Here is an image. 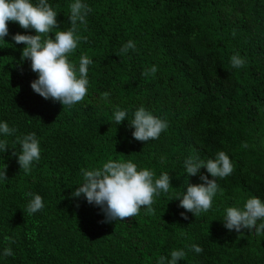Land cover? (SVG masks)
I'll return each mask as SVG.
<instances>
[{"label": "trees", "instance_id": "16d2710c", "mask_svg": "<svg viewBox=\"0 0 264 264\" xmlns=\"http://www.w3.org/2000/svg\"><path fill=\"white\" fill-rule=\"evenodd\" d=\"M59 28L68 24L70 0H48ZM91 11L81 26L77 49L88 66L85 98L63 108L34 93L31 61L21 62L23 44L0 42V120L40 141L41 157L27 174L11 153L15 136L3 137L0 153L7 183H0V264H156L172 249H184L179 264H264V234L229 232L223 210L250 196L264 199V0H85ZM9 32L35 34L9 22ZM54 36V33H50ZM132 40L135 51L117 55ZM239 53L245 64L231 67ZM155 66L154 75H143ZM109 95L102 99L103 93ZM119 105L144 106L168 122L155 140L132 138L125 119L109 122ZM18 150V145H15ZM225 151L233 171L217 178L219 188L207 213H180L175 194L199 174L184 173L189 154L202 159ZM109 159L132 160L158 177L169 173L167 194L154 197L153 212L102 223L97 207L70 196L80 169ZM201 172H205L204 168ZM209 178H211L209 176ZM40 194L44 207L29 215L26 193ZM5 236L11 237L6 241ZM198 244L203 251H190Z\"/></svg>", "mask_w": 264, "mask_h": 264}, {"label": "clouds", "instance_id": "9594fccd", "mask_svg": "<svg viewBox=\"0 0 264 264\" xmlns=\"http://www.w3.org/2000/svg\"><path fill=\"white\" fill-rule=\"evenodd\" d=\"M90 11L85 0H70L67 14L70 26L53 31L60 27L58 13L48 0H0V42L6 41L5 37L10 35L14 45H24L21 62L30 60L31 70L37 74L30 82L31 89L45 100L59 102L63 108H71L81 102L88 92V66L93 63L92 59L82 53L76 63L70 57L77 49L81 39V26L86 28V18ZM9 22L17 23L21 29H32L35 34L10 33ZM50 33H54V36H50ZM135 49V43L128 40L122 44L117 55H125L129 50ZM230 64L232 68L239 69L244 66L245 59L237 52L231 55ZM156 71L157 68L153 66L146 69L143 75H154ZM108 95L105 92L101 98L106 99ZM129 111L119 105L115 106L109 122L119 125L127 119L128 127L132 129V138L137 141L155 140L168 128L165 118L155 115L144 106L131 110L130 116ZM16 131L7 121L0 120V153L4 154L9 150L8 142L3 137L15 136L11 155L16 158L20 170L27 174L40 160V141L33 132L17 136ZM15 145H18V150ZM182 166L189 177L199 174L200 181H188L183 192L170 199L179 201L178 207L184 210L180 215L187 219L188 212L197 217L209 211L214 197L222 191L217 178L229 176L233 171V163L229 155L220 150L213 158L208 159L189 154ZM202 168L206 170V174L201 172ZM7 180L6 167L0 168V183H7ZM170 181L171 177L167 172H161L157 177L151 169L138 167L130 159H109L99 167L81 168L80 182L75 183L78 186L70 196L77 200L82 198L89 205L97 207L103 217L102 223H112L136 216L141 208L151 214L154 197L161 193L167 194L172 185ZM26 195L28 200L23 210L29 215L44 207L40 194L29 192ZM221 221L229 232H253L254 229L257 236L264 234V199L253 195L245 198L242 204L236 203L224 208ZM4 239L14 243L11 237L5 236ZM186 247L197 254L203 251L195 243ZM12 255L11 247L0 252V257ZM185 256L184 249H172L167 256H159L156 264H179Z\"/></svg>", "mask_w": 264, "mask_h": 264}]
</instances>
